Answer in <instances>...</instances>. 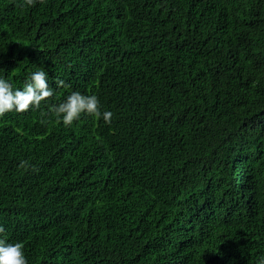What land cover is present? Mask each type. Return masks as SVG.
I'll list each match as a JSON object with an SVG mask.
<instances>
[{"label":"trees","instance_id":"1","mask_svg":"<svg viewBox=\"0 0 264 264\" xmlns=\"http://www.w3.org/2000/svg\"><path fill=\"white\" fill-rule=\"evenodd\" d=\"M38 68L49 104L113 118L0 116V238L28 264L264 257V0H0V74Z\"/></svg>","mask_w":264,"mask_h":264},{"label":"clouds","instance_id":"2","mask_svg":"<svg viewBox=\"0 0 264 264\" xmlns=\"http://www.w3.org/2000/svg\"><path fill=\"white\" fill-rule=\"evenodd\" d=\"M25 3L30 5L33 0H25ZM54 83L57 88L68 87L63 80ZM53 95L49 74L43 68L32 71L22 87H15L9 78L0 74V116L11 112L25 113L30 109L36 110L44 102L48 105V113L55 115L56 123L65 127L79 122L82 116L102 119L105 124L112 122L113 113L110 110L101 111L100 100L96 94L71 91L61 102L49 104L48 98ZM23 163L21 162L22 166ZM4 231V227L0 225V234ZM0 264H28L24 244L0 238ZM257 264H264V257L257 261Z\"/></svg>","mask_w":264,"mask_h":264}]
</instances>
